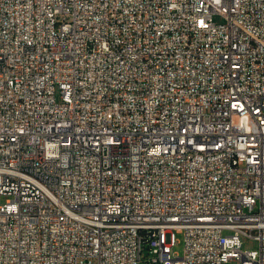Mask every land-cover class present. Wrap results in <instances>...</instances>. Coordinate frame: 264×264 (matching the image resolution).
<instances>
[{"label": "built area", "instance_id": "built-area-1", "mask_svg": "<svg viewBox=\"0 0 264 264\" xmlns=\"http://www.w3.org/2000/svg\"><path fill=\"white\" fill-rule=\"evenodd\" d=\"M230 262L264 264V0H0V264Z\"/></svg>", "mask_w": 264, "mask_h": 264}, {"label": "rangeland", "instance_id": "rangeland-1", "mask_svg": "<svg viewBox=\"0 0 264 264\" xmlns=\"http://www.w3.org/2000/svg\"><path fill=\"white\" fill-rule=\"evenodd\" d=\"M214 22L221 23L222 21L219 18H214ZM175 246L173 248V252L177 253L179 256L183 253L184 247V235L182 233H175L174 235ZM241 250L244 252L247 251H257L258 243L257 241L249 238H241ZM149 257L147 251L145 250L142 254L143 260H146ZM229 264H236L235 262H230Z\"/></svg>", "mask_w": 264, "mask_h": 264}]
</instances>
